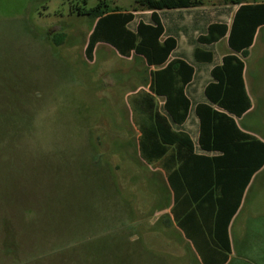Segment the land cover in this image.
Instances as JSON below:
<instances>
[{
  "label": "rangeland",
  "instance_id": "obj_1",
  "mask_svg": "<svg viewBox=\"0 0 264 264\" xmlns=\"http://www.w3.org/2000/svg\"><path fill=\"white\" fill-rule=\"evenodd\" d=\"M97 2L0 0V264H195L169 213L160 162L138 151L132 102L148 91L149 67L106 43L92 59L84 54L94 20L78 10ZM240 56L253 107L237 122L264 141V27ZM246 192L236 231L259 234L242 250L256 257L264 166Z\"/></svg>",
  "mask_w": 264,
  "mask_h": 264
},
{
  "label": "trees",
  "instance_id": "obj_2",
  "mask_svg": "<svg viewBox=\"0 0 264 264\" xmlns=\"http://www.w3.org/2000/svg\"><path fill=\"white\" fill-rule=\"evenodd\" d=\"M131 10L104 0L78 10L94 20L84 44V54L92 59L98 43L112 46L120 55L141 56L149 69L146 86L133 99L138 112V151L147 163L160 162L172 194L169 213L174 224L193 243L202 264H224L231 253L228 226L251 177L264 166V141L239 129V119L249 108L250 99L243 81L244 62L235 55H247L257 28L264 24V2L221 0L238 8L228 31L233 53L222 57L211 71L204 88L205 102L194 107L198 119L196 152L190 136L179 129L186 119L190 101L184 87L193 67L182 59H170L175 39L163 34L156 10L188 9L204 6L203 0H133ZM150 10L152 23L138 21L128 28L133 11ZM227 31L223 23L208 25L198 43H213ZM197 61H209L211 53L194 50ZM154 96L163 97L157 110Z\"/></svg>",
  "mask_w": 264,
  "mask_h": 264
},
{
  "label": "crops",
  "instance_id": "obj_3",
  "mask_svg": "<svg viewBox=\"0 0 264 264\" xmlns=\"http://www.w3.org/2000/svg\"><path fill=\"white\" fill-rule=\"evenodd\" d=\"M246 3H256V2H246ZM237 8H238L237 4H223L220 0L218 3L211 4L209 7L202 6V7L188 8V9H163V10L155 11V14L158 17L163 28V34L161 36V39L166 37H172L175 39V47L170 52L168 60L175 58L182 59L193 67L192 77L184 87L185 95L190 101L189 111L183 123L181 125H177L176 128L186 132L190 136V138L193 141L196 152H200V151L198 150V145H197L198 119L194 113V107L196 106V104L206 101L204 96V88L212 80L210 76L211 69L215 65H219L221 63L222 57L225 54L233 53V51L228 46L227 38H228V31L233 19V15L237 10ZM132 14H133V18L127 25L128 28L131 30H135L138 21H142L144 23H152L150 10H136L133 11ZM212 23L225 24L227 28L226 33L213 43H208V44L198 43L197 37L199 35H204L206 33V29L208 25ZM263 27L264 24L260 25L257 28L255 35L253 37L252 44L247 48V51L248 49L254 46L258 38L259 32ZM220 43L226 45L228 50H224L223 53H217L216 47ZM195 48H199L203 51L210 52L211 59L209 61L195 60L194 58ZM235 55L244 62V60L240 56L241 55L240 52L235 53ZM154 68L155 67L152 66L149 67V69H154ZM243 81H244L245 89L248 94L246 81H245V65L243 69ZM154 98H161L162 101L159 104L160 107L163 102V97L154 96ZM249 99H250V108L241 117H243L245 114L251 111L253 107L252 99L250 98V96ZM237 121L238 119H236V123L238 125ZM238 127L240 130L246 132V129H243L239 125ZM254 175L251 177L245 191L243 192L239 206L229 223L228 236L231 245V253L228 255V260L224 264H233L235 260L236 261L241 260L240 263L242 264L243 263L264 264V245H262L263 246L262 250H260V252L256 254L257 255L256 257H247L242 254L243 243L248 244L249 241H252L251 240L252 238H257L259 234L253 231L249 232L248 227L244 228L247 229L248 231H244L243 234L240 236L236 231L238 216L245 207V204L247 203L249 192H246V190L249 184L251 183ZM166 187L167 190L169 191L170 189L167 183H166ZM181 233H182L181 239L184 240L182 242L185 244V248L187 252L193 257V261H195V264H202L200 261V257L191 240L185 237L182 231ZM238 239H240L241 245H239Z\"/></svg>",
  "mask_w": 264,
  "mask_h": 264
}]
</instances>
